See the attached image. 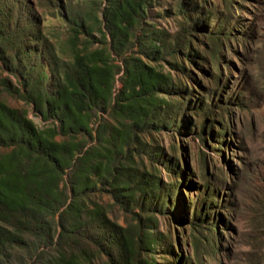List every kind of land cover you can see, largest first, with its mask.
I'll return each instance as SVG.
<instances>
[{
  "label": "trees",
  "instance_id": "16d2710c",
  "mask_svg": "<svg viewBox=\"0 0 264 264\" xmlns=\"http://www.w3.org/2000/svg\"><path fill=\"white\" fill-rule=\"evenodd\" d=\"M167 1L93 0L89 10H72L46 0L68 27L64 59L41 34L29 0H0V264H92L97 256L106 264H157V248L170 255L164 264H199L198 245L208 236L197 228L214 210L216 192L206 183L195 198V259L175 255L169 234L157 232V215L183 225L188 205L181 201L182 213L174 214L181 204L174 199L195 186L182 181L177 146L168 157L144 137L188 134L185 110L202 118L222 105L219 118L227 114L229 102L212 100L216 79L210 105L187 98V82L197 83L191 69L209 75L193 46L201 47V34L217 67L223 43L248 36L252 25L242 33L221 29L210 25L207 8H217L205 0ZM222 4L230 15L234 1ZM156 9L179 20L175 34L156 27ZM212 124L204 123L203 135ZM219 136L210 132L209 140ZM163 170L175 179L164 183ZM100 195L129 216L125 226L93 200Z\"/></svg>",
  "mask_w": 264,
  "mask_h": 264
},
{
  "label": "rangeland",
  "instance_id": "374dc122",
  "mask_svg": "<svg viewBox=\"0 0 264 264\" xmlns=\"http://www.w3.org/2000/svg\"><path fill=\"white\" fill-rule=\"evenodd\" d=\"M205 1L217 8L216 12L207 8L212 12L210 25L215 24V27L221 29L229 27L236 33H242L250 24L252 28L247 32L250 33L248 36H233L223 43L217 67L208 55V43L201 34L196 40L201 41V47L193 46V49L203 53L205 59L198 58L197 62L209 75L202 73L200 69H191L197 83L192 88L193 83L187 82V98L194 102V98L199 96L206 105H210L208 90L215 91L213 80L216 79L219 89L212 100L217 103L221 97L223 101L229 102L227 114L219 118L222 105L216 107L215 112L209 116L200 114L202 118L196 117L193 110H185L183 118L191 124L188 134L159 133L144 137L146 141L152 140L161 147L168 157L172 155L171 146H177L180 166L186 172L182 181L195 186L189 192L182 187L179 190L181 197L177 195L174 199L177 204L183 201L188 205L185 223L176 224L172 216L157 215V232L165 236L169 234L175 255L188 257L193 261L195 246L191 223L196 221L193 210L199 202L196 199L202 197L198 192H204L206 183H210L208 187L215 190L217 203L214 210L207 213L206 223L197 228L204 236H208L201 238L198 245L199 264H264V46L260 41L264 39V0H233L230 15L222 0ZM29 3L41 34L54 45L59 56L65 59L69 31L61 17L60 7H44L43 4H48L46 0H29ZM165 3L172 4L167 0ZM60 4L72 10L93 8V0H60ZM155 11L157 12L154 13H158L160 10ZM159 13L158 17L153 15L152 21L156 27L175 34L179 29V20L170 16L163 17ZM237 19L240 20L238 24L235 23ZM95 37L98 38V35L95 34ZM160 65L163 72L170 71L169 65ZM181 81L184 79L181 78ZM7 102L13 107L28 108L12 99H7ZM33 120L38 122L37 119ZM209 121L214 124L203 135L204 123ZM222 127L225 128L221 130ZM210 132L220 133L218 143L216 140H209ZM203 173L209 179L207 182L202 181ZM161 178L164 183L175 179L169 177L166 170H163ZM93 200L103 205L112 221L123 226L129 222V216L115 206L108 196L100 195ZM181 209L182 202L179 207L175 205L172 213L181 214ZM211 234L213 237L209 236ZM164 258L171 259L162 248H157V264H164ZM194 261L192 264H196ZM106 263L107 258L104 256H97L92 262Z\"/></svg>",
  "mask_w": 264,
  "mask_h": 264
}]
</instances>
